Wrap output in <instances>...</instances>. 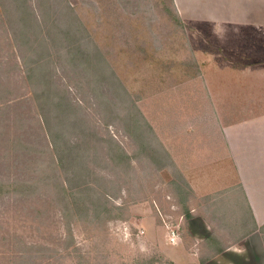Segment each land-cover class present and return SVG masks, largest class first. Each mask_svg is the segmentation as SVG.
Listing matches in <instances>:
<instances>
[{"label": "rangeland", "instance_id": "374dc122", "mask_svg": "<svg viewBox=\"0 0 264 264\" xmlns=\"http://www.w3.org/2000/svg\"><path fill=\"white\" fill-rule=\"evenodd\" d=\"M253 3L0 0V264H207L149 125L214 105L233 42L264 39Z\"/></svg>", "mask_w": 264, "mask_h": 264}, {"label": "crops", "instance_id": "0c3cea01", "mask_svg": "<svg viewBox=\"0 0 264 264\" xmlns=\"http://www.w3.org/2000/svg\"><path fill=\"white\" fill-rule=\"evenodd\" d=\"M200 1L171 0L181 24ZM253 2L232 0V6L245 11ZM259 42L264 39L253 35L233 42L232 57L239 62L231 71L237 77L218 88L214 105L208 100L198 113L189 112L185 127L174 132L156 134L151 126L189 189L185 217L197 243L207 244L209 253L200 261L207 264H264V48L257 49ZM243 43H249L248 53L240 49ZM194 255L191 263H198Z\"/></svg>", "mask_w": 264, "mask_h": 264}, {"label": "built area", "instance_id": "2783aa9c", "mask_svg": "<svg viewBox=\"0 0 264 264\" xmlns=\"http://www.w3.org/2000/svg\"><path fill=\"white\" fill-rule=\"evenodd\" d=\"M174 234V233H173ZM171 240L174 241L175 240V237H171Z\"/></svg>", "mask_w": 264, "mask_h": 264}, {"label": "trees", "instance_id": "16d2710c", "mask_svg": "<svg viewBox=\"0 0 264 264\" xmlns=\"http://www.w3.org/2000/svg\"><path fill=\"white\" fill-rule=\"evenodd\" d=\"M150 129L153 131L152 127L149 125Z\"/></svg>", "mask_w": 264, "mask_h": 264}]
</instances>
